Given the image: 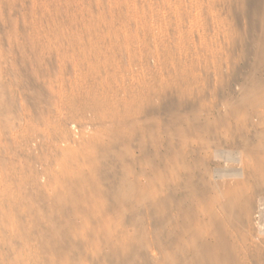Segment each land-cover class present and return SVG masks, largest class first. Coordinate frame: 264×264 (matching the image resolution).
<instances>
[{
  "label": "rangeland",
  "instance_id": "rangeland-1",
  "mask_svg": "<svg viewBox=\"0 0 264 264\" xmlns=\"http://www.w3.org/2000/svg\"><path fill=\"white\" fill-rule=\"evenodd\" d=\"M0 264H264V0H0Z\"/></svg>",
  "mask_w": 264,
  "mask_h": 264
}]
</instances>
